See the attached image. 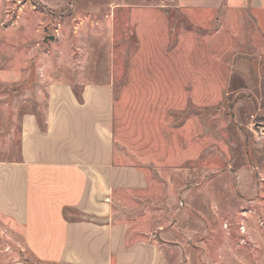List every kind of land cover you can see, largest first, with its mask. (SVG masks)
<instances>
[{
  "label": "rangeland",
  "instance_id": "1",
  "mask_svg": "<svg viewBox=\"0 0 264 264\" xmlns=\"http://www.w3.org/2000/svg\"><path fill=\"white\" fill-rule=\"evenodd\" d=\"M216 14L0 0V159L17 160L19 119L42 112L50 84H110L117 147L150 163L149 191L116 210L177 244L169 264H264V14ZM21 242L0 264H36Z\"/></svg>",
  "mask_w": 264,
  "mask_h": 264
},
{
  "label": "crops",
  "instance_id": "2",
  "mask_svg": "<svg viewBox=\"0 0 264 264\" xmlns=\"http://www.w3.org/2000/svg\"><path fill=\"white\" fill-rule=\"evenodd\" d=\"M180 1L190 14L204 8L253 22L264 14V0ZM79 94L50 84L42 112L19 119L18 158L0 159V253L17 237L36 264H169L177 244L156 241L116 210L119 199L151 186L150 163L133 153L127 162L117 147L112 85L86 84Z\"/></svg>",
  "mask_w": 264,
  "mask_h": 264
},
{
  "label": "trees",
  "instance_id": "3",
  "mask_svg": "<svg viewBox=\"0 0 264 264\" xmlns=\"http://www.w3.org/2000/svg\"><path fill=\"white\" fill-rule=\"evenodd\" d=\"M79 93H80V92H77V91H76V94H77L78 98L80 99V94H79Z\"/></svg>",
  "mask_w": 264,
  "mask_h": 264
},
{
  "label": "water",
  "instance_id": "4",
  "mask_svg": "<svg viewBox=\"0 0 264 264\" xmlns=\"http://www.w3.org/2000/svg\"><path fill=\"white\" fill-rule=\"evenodd\" d=\"M51 40L53 41V40H54V38H51Z\"/></svg>",
  "mask_w": 264,
  "mask_h": 264
}]
</instances>
